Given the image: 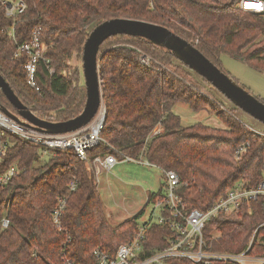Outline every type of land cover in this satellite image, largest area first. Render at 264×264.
<instances>
[{
	"label": "trees",
	"instance_id": "trees-1",
	"mask_svg": "<svg viewBox=\"0 0 264 264\" xmlns=\"http://www.w3.org/2000/svg\"><path fill=\"white\" fill-rule=\"evenodd\" d=\"M24 1L27 7L14 23V39L8 31L13 21L0 7V73L19 99L45 119L67 120L83 109L86 90L79 82L81 71L71 68L69 61L74 56L82 60L89 32L111 18L163 25L221 70L220 55L227 53L264 72V11L242 9L243 0ZM33 30H39L48 45L45 59L37 64V87L26 81L25 53L14 56L17 44L29 41ZM99 53L105 119L102 141L88 151L89 159L108 153L118 158L121 153L142 155L162 170H173L180 179L177 193L189 208H207L239 178L253 186L264 177V124L257 132L232 109L211 101L198 89L190 73L195 72L169 51L143 38L117 34L104 41ZM142 53L151 57L148 65L141 62ZM178 102L195 111L210 109L223 126L202 122L183 126L173 111ZM0 103L16 112L1 89ZM1 143L6 148L0 156V173L13 162L20 171L0 185V264H62L63 256L74 264H97L94 248L102 246L113 253L131 239L144 209L111 223L92 168L73 150H49L42 159L41 147L0 130ZM246 143L236 157L239 146ZM72 181L75 189L69 190ZM161 192L162 185L148 194L147 203ZM62 195L67 201L58 229L50 211ZM4 217L7 226L2 225ZM215 229L213 250L243 251L255 232L248 254L264 257L262 198L243 204L238 217L209 221L207 232ZM168 235L167 228L153 224L146 246L162 248Z\"/></svg>",
	"mask_w": 264,
	"mask_h": 264
},
{
	"label": "built area",
	"instance_id": "built-area-1",
	"mask_svg": "<svg viewBox=\"0 0 264 264\" xmlns=\"http://www.w3.org/2000/svg\"><path fill=\"white\" fill-rule=\"evenodd\" d=\"M259 5L257 9L246 7L248 0H243L240 7L254 12L264 11V1L255 0ZM0 7L5 16L10 17L13 24L8 31L14 39V23L21 15L27 4L24 0H0ZM47 43L41 37L39 30H33L30 40L17 44L14 56L26 55L24 69L26 81L31 86H36L37 64L39 60L45 59ZM141 62L149 64L151 57L142 53ZM50 72L53 68L49 67ZM105 119V107L101 103L97 113L89 124L77 130L66 133H47L37 130L32 126L17 122L0 109V130L12 133L25 141L36 144L42 149V154L49 150L71 149L76 155L89 163L94 172L97 182V175L101 170L110 171L118 162H135L151 164L140 155L133 158L125 154L116 155L108 153L105 155H94L88 158V151L97 145L102 138L100 132ZM248 143L242 144L236 151V157L241 154ZM6 144L0 145V156L5 153ZM154 165V164H151ZM156 166V165H155ZM20 169L16 162H13L3 173H0V185L6 184L16 175ZM163 184L161 197L153 202L147 218H140L137 230L131 239L120 243L113 253L104 247L94 248L93 255L97 264H212L213 262H224L230 264H262L264 257H254L248 254L255 232L252 234L248 247L240 252L216 251L212 249L213 242L217 239L216 229L207 232L206 228L214 218L220 216L238 217L243 204H250L252 201L262 198L264 207V177L253 186L248 185L245 178H239L230 185L213 203L205 209L189 208L177 193L180 179L173 170H162ZM75 189V183L69 184V190ZM66 195L58 197L56 204L50 211L52 222L61 229L60 218L66 208ZM9 220L2 218V225L7 226ZM157 224L167 228L169 235L165 237L166 246L162 248H148L147 231L151 225ZM69 241V237L67 238ZM62 264H74L66 256L62 257Z\"/></svg>",
	"mask_w": 264,
	"mask_h": 264
},
{
	"label": "water",
	"instance_id": "water-1",
	"mask_svg": "<svg viewBox=\"0 0 264 264\" xmlns=\"http://www.w3.org/2000/svg\"><path fill=\"white\" fill-rule=\"evenodd\" d=\"M117 34L143 38L153 45L165 48L176 59L211 83L236 107L264 124V102L240 86L193 44L163 25L126 17H116L100 22L85 39L81 67L86 99L78 115L63 121H53L38 116L19 99L1 73L0 89L16 112L1 103L0 109L15 121L47 133H66L86 126L94 118L102 103L99 75L100 48L106 39Z\"/></svg>",
	"mask_w": 264,
	"mask_h": 264
},
{
	"label": "rangeland",
	"instance_id": "rangeland-1",
	"mask_svg": "<svg viewBox=\"0 0 264 264\" xmlns=\"http://www.w3.org/2000/svg\"><path fill=\"white\" fill-rule=\"evenodd\" d=\"M249 1V0H248ZM71 68L79 67L81 71L80 84L84 85L82 61L74 56L69 61ZM222 70L233 78L249 93L264 102V72L253 69L245 62L233 58L227 53L220 55ZM198 83V89L211 101L222 104L234 111L243 121L252 125L253 129H263V124L251 117L243 110L237 108L223 94L216 91L197 74L190 72ZM173 111L179 115L183 126L202 122L212 127H222V121L210 109L195 111L189 105L178 102ZM48 153L42 154L46 159ZM163 184L162 171L155 165L135 162H118L110 170H101L97 175V187L102 201L103 209L111 223H119L144 209L141 218H147L152 205L147 203L148 194L156 192Z\"/></svg>",
	"mask_w": 264,
	"mask_h": 264
},
{
	"label": "bare ground",
	"instance_id": "bare-ground-1",
	"mask_svg": "<svg viewBox=\"0 0 264 264\" xmlns=\"http://www.w3.org/2000/svg\"><path fill=\"white\" fill-rule=\"evenodd\" d=\"M249 2V5H258V4H256V3H254L255 2V0H249L248 1ZM257 8H259V7H250V9H257Z\"/></svg>",
	"mask_w": 264,
	"mask_h": 264
},
{
	"label": "snow or ice",
	"instance_id": "snow-or-ice-1",
	"mask_svg": "<svg viewBox=\"0 0 264 264\" xmlns=\"http://www.w3.org/2000/svg\"><path fill=\"white\" fill-rule=\"evenodd\" d=\"M246 7H259V5H246Z\"/></svg>",
	"mask_w": 264,
	"mask_h": 264
},
{
	"label": "crops",
	"instance_id": "crops-1",
	"mask_svg": "<svg viewBox=\"0 0 264 264\" xmlns=\"http://www.w3.org/2000/svg\"><path fill=\"white\" fill-rule=\"evenodd\" d=\"M163 177V176H162Z\"/></svg>",
	"mask_w": 264,
	"mask_h": 264
}]
</instances>
